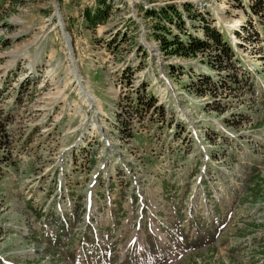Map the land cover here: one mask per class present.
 <instances>
[{"label": "rangeland", "instance_id": "rangeland-1", "mask_svg": "<svg viewBox=\"0 0 264 264\" xmlns=\"http://www.w3.org/2000/svg\"><path fill=\"white\" fill-rule=\"evenodd\" d=\"M109 1L0 0V264H264V0Z\"/></svg>", "mask_w": 264, "mask_h": 264}, {"label": "trees", "instance_id": "trees-1", "mask_svg": "<svg viewBox=\"0 0 264 264\" xmlns=\"http://www.w3.org/2000/svg\"><path fill=\"white\" fill-rule=\"evenodd\" d=\"M112 9L113 5L109 0H96L94 8L88 7L83 12L88 27L95 30L98 26L105 24L112 13ZM185 14L193 19H203V38L197 37L188 31L184 32V36L178 33L173 34V29L170 27V24L173 23L177 25L179 29L181 27L183 28L185 24ZM149 15L159 18L154 24L156 28L154 34L159 40L161 48L167 54L189 57L196 55L199 51H206L207 49L213 48L216 50V55L213 57L212 61L218 66L221 67L225 60L230 61L232 59L234 50L226 33L220 32L193 6L184 4L182 11L174 5L162 6L157 10H149ZM202 81L209 86L217 85L215 79L209 75H205ZM252 83V87L254 88L256 82L252 81ZM253 193L255 195L256 192L254 191ZM147 259L148 258H146V260Z\"/></svg>", "mask_w": 264, "mask_h": 264}, {"label": "bare ground", "instance_id": "bare-ground-1", "mask_svg": "<svg viewBox=\"0 0 264 264\" xmlns=\"http://www.w3.org/2000/svg\"><path fill=\"white\" fill-rule=\"evenodd\" d=\"M74 78H77V76L75 75ZM79 79V78H78ZM76 82V81H75ZM78 86V85H77Z\"/></svg>", "mask_w": 264, "mask_h": 264}]
</instances>
